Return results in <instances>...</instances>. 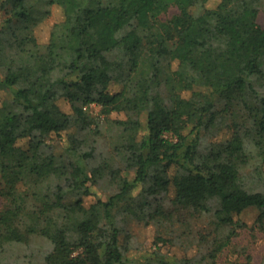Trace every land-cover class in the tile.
<instances>
[{
	"label": "trees",
	"instance_id": "obj_1",
	"mask_svg": "<svg viewBox=\"0 0 264 264\" xmlns=\"http://www.w3.org/2000/svg\"><path fill=\"white\" fill-rule=\"evenodd\" d=\"M209 1L0 0V264H253L236 239L250 206L264 228V0ZM129 217L158 227L151 250Z\"/></svg>",
	"mask_w": 264,
	"mask_h": 264
},
{
	"label": "rangeland",
	"instance_id": "obj_2",
	"mask_svg": "<svg viewBox=\"0 0 264 264\" xmlns=\"http://www.w3.org/2000/svg\"><path fill=\"white\" fill-rule=\"evenodd\" d=\"M217 1L218 0H210L207 6L213 7L216 5ZM53 10V15L41 24H39V26L36 28L37 35L39 36L41 42H46L48 40L52 24L55 21L62 19V14L59 12V10L55 8H53ZM177 11L178 9L176 7H173L172 9H170L167 15H171ZM191 11L194 14H199L202 9L199 5H196L191 8ZM4 19L5 16L3 12L0 11V22H3ZM259 21L262 25H264V10H262L259 14ZM59 102L63 109L70 110V106L65 100L61 99ZM88 111L96 119L97 122L104 123L106 115L102 112L100 104L91 103L88 107ZM146 119V114H143L144 123H146ZM169 136L172 139L175 138V136L172 134H170ZM64 143L65 142H61L59 140L50 141V144L53 146L56 153L62 154L67 160H73V154L71 152H68L64 148ZM105 143V139L103 138V140H101L100 142V147H104ZM93 190L94 194L92 196L86 197L85 200L87 202H91L96 198L107 199L109 196L116 192V187L115 185L111 184V182L107 178H105L100 183L95 184L93 186ZM76 200V198H69L67 201L74 202ZM259 214L260 210L256 206H250L243 210V212L240 214V217L247 224V226L241 229V232L236 239V241L240 245L246 246L248 248V251L253 257V264H264V228H261L257 225V219ZM201 219L202 221L207 222V218L204 217ZM165 225L166 226L163 228L165 236L174 239V243H169L171 245H169L171 254L181 255L185 253L187 251L186 245H183L182 243L184 238H186L185 233L183 235L184 227L181 226L179 222L173 221L165 223ZM206 225L207 223L191 219V230L193 232H200L205 228ZM125 229L126 232H130L133 234L134 243L139 245L134 246L145 248L147 250H151L154 247L156 233L158 232V227L156 225H147L143 221L137 220L133 217H129L125 224ZM124 237L125 235L122 233L120 235L121 242L124 241ZM34 244L41 248L44 245V242L41 239H35ZM194 248L195 247L192 246L190 249ZM219 264L230 263L226 261L225 258H223Z\"/></svg>",
	"mask_w": 264,
	"mask_h": 264
}]
</instances>
